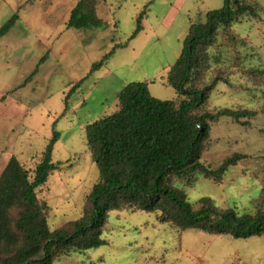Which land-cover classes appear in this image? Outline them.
Returning a JSON list of instances; mask_svg holds the SVG:
<instances>
[{"label":"rangeland","instance_id":"374dc122","mask_svg":"<svg viewBox=\"0 0 264 264\" xmlns=\"http://www.w3.org/2000/svg\"><path fill=\"white\" fill-rule=\"evenodd\" d=\"M78 1L0 0V28L16 16L0 37V172L11 156L31 172L52 133H59L52 160L61 162L62 170L37 192L51 208L50 230L83 215L98 180L85 127L115 112L117 95L130 82H145L155 99H175L166 76L190 21L204 20L207 11L223 5V0H95L103 26L76 30L67 23ZM245 1L258 7L259 19L242 18L220 30L203 74L208 84L220 70L234 86L217 84L204 109L239 107L256 114L244 119L246 124L230 118L211 124L201 161L215 168L233 154L244 158L218 182L197 176L173 184L190 203L206 197L220 209L254 212L264 189V0ZM139 16V32L128 40ZM254 70L261 74L251 80ZM80 81L64 111L66 96ZM102 238L105 246L53 264H264V235L234 239L177 231L143 212H111Z\"/></svg>","mask_w":264,"mask_h":264},{"label":"trees","instance_id":"16d2710c","mask_svg":"<svg viewBox=\"0 0 264 264\" xmlns=\"http://www.w3.org/2000/svg\"><path fill=\"white\" fill-rule=\"evenodd\" d=\"M259 16L258 7L251 2L223 0L222 7L207 11L204 20L190 21L181 53L166 76L177 97L161 101L150 96L145 82H130L117 95V110L85 127L84 141L98 180L86 197L85 212L77 220L50 230L47 220L51 208L37 197L48 178L62 170L63 164L52 160L58 132L52 133L31 172L11 156L0 172V264H53L62 256L105 246L102 232L111 212L154 214L159 223L177 231L194 229L234 239L263 236L264 189L256 201V211L238 212L220 209L206 197L190 203L186 193L173 184L174 180L197 176L218 182L244 158L233 154L215 168L201 161L211 124L221 118L246 124L243 120L256 114L239 107L204 109L217 84L234 85L220 70H214L208 84L203 74L209 68L207 51L217 33L228 30L239 19L258 20ZM140 19L128 40L139 32ZM15 21L14 15L0 28V37ZM102 26L95 0H79L70 11L68 28ZM102 65L103 61L94 64L92 71ZM260 74L254 70L248 77L256 80ZM81 83L66 96L64 111L69 96Z\"/></svg>","mask_w":264,"mask_h":264}]
</instances>
